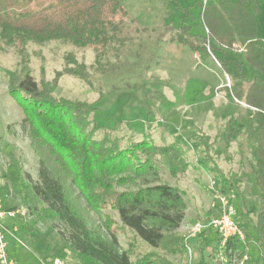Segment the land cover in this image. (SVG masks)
Instances as JSON below:
<instances>
[{
    "label": "rangeland",
    "instance_id": "rangeland-1",
    "mask_svg": "<svg viewBox=\"0 0 264 264\" xmlns=\"http://www.w3.org/2000/svg\"><path fill=\"white\" fill-rule=\"evenodd\" d=\"M119 1L125 14L117 30L108 32V45L98 50L63 41L29 42L21 55L0 41V204L14 214L2 221L9 256L16 264H81L68 245L74 232L50 217L47 204L33 193L32 187L40 184L38 158L30 145L23 112L8 90L9 84L16 85L28 71L53 97L91 105L90 119L112 129L109 136L117 138L121 147L130 138L149 139L159 146L178 145L185 164L163 157L160 171L161 183L178 188L185 203L176 235L182 239L195 223L206 224L217 216L216 196L223 189L224 195L233 197L230 205L236 224L245 233L246 249L244 254L234 251L227 261L240 264L246 256L243 264H261L264 244L258 242L255 229L259 191L251 173L253 143L246 138L253 109L228 99L226 93L234 83L224 72L222 57L242 64V72L248 76L259 72L244 61L243 49L236 52L209 38L204 11H212L219 2ZM256 24L264 40V22L259 19ZM179 36L188 38V43L179 41ZM202 40H206L207 53L191 45ZM72 58L76 65H68ZM66 67H75L86 79L64 74L55 82L56 73ZM230 117L239 118L245 130L226 145L221 133ZM104 135L105 130H99L95 138ZM205 152L208 170L198 162ZM214 167L229 181L223 187L211 170ZM74 196L75 191L69 199L73 198L86 227L108 240L103 227L108 219L118 248L132 262L153 253L172 264H225L220 260L224 250H219L218 238L209 229L191 239L190 256L181 252L166 256L123 226L111 208L96 215ZM207 235L211 240L205 242Z\"/></svg>",
    "mask_w": 264,
    "mask_h": 264
},
{
    "label": "trees",
    "instance_id": "trees-1",
    "mask_svg": "<svg viewBox=\"0 0 264 264\" xmlns=\"http://www.w3.org/2000/svg\"><path fill=\"white\" fill-rule=\"evenodd\" d=\"M211 10L207 13L205 8L203 16L209 38L236 52L243 49L245 62L261 73V78L247 80L242 64L222 57L224 72L234 83L226 93L228 99L235 98L253 109L246 138L253 143L251 173L259 191L255 229L258 242L264 244V41L256 36L257 3L219 0ZM124 14L119 0H0V41L21 55L29 42L63 41L98 50L108 45V32L117 30ZM179 41L186 44L189 40L179 36ZM191 45L207 53L206 40ZM213 49L216 50L212 46ZM70 64L76 65V61L72 58ZM64 74L86 79L75 67H66L56 73L54 81ZM8 90L23 112L30 145L38 158L40 184L32 187L33 193L47 204L50 217H56L74 232L68 245L81 264L172 263L153 253L132 262L118 248L108 219L103 225L108 240L86 227L73 198L69 199L74 191V199L96 215L111 208L121 224L149 247L161 249L166 256L180 252L187 255L186 241L176 235L185 203L179 189L161 183L160 178L163 157L183 164L178 145L159 146L149 139L130 138L127 146L121 147L117 138H110L112 129L90 119L94 112L91 105L53 97L45 85L39 87L28 71L16 85L9 84ZM99 130H105V135L96 139ZM244 130L239 118L230 117L221 137L229 145ZM208 160L205 152L198 162L207 169ZM211 170L222 187L229 182L217 167ZM220 193L224 194V190ZM228 250L246 253L245 245L236 239L228 241L225 255Z\"/></svg>",
    "mask_w": 264,
    "mask_h": 264
},
{
    "label": "built area",
    "instance_id": "built-area-1",
    "mask_svg": "<svg viewBox=\"0 0 264 264\" xmlns=\"http://www.w3.org/2000/svg\"><path fill=\"white\" fill-rule=\"evenodd\" d=\"M230 197L232 196H227L221 193L217 194L216 200L220 210L218 215L211 218L206 224L201 222L195 223L188 235L186 237H183L186 241L187 255L190 256L192 253V248L190 246L191 239L203 234L206 229H209L216 234L219 241V250H225L228 241L231 239H236L240 243H244L245 233L234 220L235 211L230 205ZM13 215V213L5 211L0 204V264H16L14 259H12L7 252V246L4 241V232L6 231V229L2 225V221L4 218H11L13 217ZM222 253L223 252H220V260L224 261L225 264H229L227 260L231 259L230 256L233 252L231 250H228L227 255ZM245 260L246 256H243L240 264H243V261Z\"/></svg>",
    "mask_w": 264,
    "mask_h": 264
},
{
    "label": "crops",
    "instance_id": "crops-1",
    "mask_svg": "<svg viewBox=\"0 0 264 264\" xmlns=\"http://www.w3.org/2000/svg\"><path fill=\"white\" fill-rule=\"evenodd\" d=\"M256 1V3H257V9H258V13L256 14V16H255V24L259 21V19L261 20V21H263L264 22V0H255ZM219 2V0H215V3H218ZM263 5V8H261V6ZM257 28H258V24H256V28H255V30H256V36L258 37V38H260V39H262L261 37V35H259L258 34V30H257ZM207 30V29H206ZM263 40V39H262ZM264 41V40H263ZM245 61V60H244ZM255 70V69H254ZM257 71V70H256ZM259 72V71H258ZM246 75V74H245ZM246 77H247V80H251L252 78H261V73L259 72V75L258 76H256L255 74L254 75H252V73H251V75L250 76H248V75H246ZM245 106V105H244ZM210 235V234H209ZM209 235H207V237L206 238H204V240H205V242H208L209 240H211V237H208ZM210 236H212V235H210ZM206 240H208V241H206ZM193 241V240H192Z\"/></svg>",
    "mask_w": 264,
    "mask_h": 264
}]
</instances>
